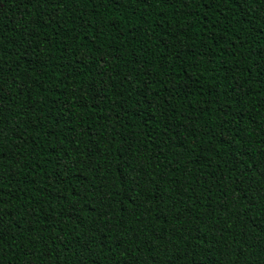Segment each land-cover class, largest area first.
Wrapping results in <instances>:
<instances>
[{
    "label": "trees",
    "instance_id": "16d2710c",
    "mask_svg": "<svg viewBox=\"0 0 264 264\" xmlns=\"http://www.w3.org/2000/svg\"><path fill=\"white\" fill-rule=\"evenodd\" d=\"M0 264H264V0H0Z\"/></svg>",
    "mask_w": 264,
    "mask_h": 264
}]
</instances>
